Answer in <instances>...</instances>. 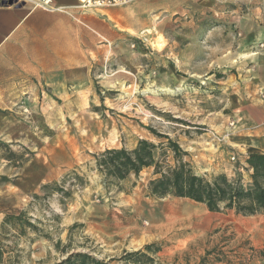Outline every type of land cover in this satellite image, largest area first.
I'll return each instance as SVG.
<instances>
[{
  "label": "rangeland",
  "instance_id": "rangeland-1",
  "mask_svg": "<svg viewBox=\"0 0 264 264\" xmlns=\"http://www.w3.org/2000/svg\"><path fill=\"white\" fill-rule=\"evenodd\" d=\"M78 5L39 8L80 26L102 11ZM146 9L131 31L106 20L119 35L96 44L78 89L84 103H62L39 80L0 105V264H60L76 253L102 264H264V214L209 212L149 188L179 162L207 180L251 185L246 160L264 154V142L246 149L238 135L253 143L258 124L244 116L264 106V0H159ZM141 140L154 145L152 166L121 181L98 170L104 151Z\"/></svg>",
  "mask_w": 264,
  "mask_h": 264
},
{
  "label": "crops",
  "instance_id": "crops-1",
  "mask_svg": "<svg viewBox=\"0 0 264 264\" xmlns=\"http://www.w3.org/2000/svg\"><path fill=\"white\" fill-rule=\"evenodd\" d=\"M38 1L42 0L0 1V105L13 102L23 88H32L35 85L31 82L39 80H43L62 103H84L79 101L82 95L78 89L88 85L91 61H94L91 59L100 54L96 44L103 38L109 39L113 33V36L119 35L111 31L106 22H113L118 30L131 31L142 13L140 8L146 7L151 13L159 5V0H143L126 8L102 10L99 15L82 17L83 26H80L67 14L34 7ZM50 1L56 9L69 10L79 3V0ZM257 77L264 88V67L259 68ZM69 88H75V93L69 95ZM258 103L246 112L256 113V118L244 116L250 125L258 124L253 125L257 128L253 143L243 134L238 135L240 145L246 149L264 142V106ZM173 208L170 209L172 214Z\"/></svg>",
  "mask_w": 264,
  "mask_h": 264
},
{
  "label": "trees",
  "instance_id": "trees-1",
  "mask_svg": "<svg viewBox=\"0 0 264 264\" xmlns=\"http://www.w3.org/2000/svg\"><path fill=\"white\" fill-rule=\"evenodd\" d=\"M169 144L176 150V144ZM153 150L154 145L145 140L139 141L137 147L130 151L124 148L106 150L98 157L97 168L105 178L121 181L130 173L138 174L143 168L152 166ZM246 164L252 171V182L247 188L243 187L239 179L230 181L224 175L207 180L194 174L187 163L179 162L163 173L156 172L160 176L150 181V192L159 197L173 195L189 199L203 204L209 212L233 210L244 216L264 214V154L250 155ZM20 217L21 215L6 216L3 224L16 225L14 221ZM60 264L102 263L87 254L76 253L69 255Z\"/></svg>",
  "mask_w": 264,
  "mask_h": 264
},
{
  "label": "built area",
  "instance_id": "built-area-1",
  "mask_svg": "<svg viewBox=\"0 0 264 264\" xmlns=\"http://www.w3.org/2000/svg\"><path fill=\"white\" fill-rule=\"evenodd\" d=\"M137 1L140 0H79L78 8L88 11H97V10H105L110 8L124 7ZM34 6L43 9L52 8L50 0H42L35 2Z\"/></svg>",
  "mask_w": 264,
  "mask_h": 264
},
{
  "label": "bare ground",
  "instance_id": "bare-ground-1",
  "mask_svg": "<svg viewBox=\"0 0 264 264\" xmlns=\"http://www.w3.org/2000/svg\"><path fill=\"white\" fill-rule=\"evenodd\" d=\"M186 211V210H185Z\"/></svg>",
  "mask_w": 264,
  "mask_h": 264
}]
</instances>
